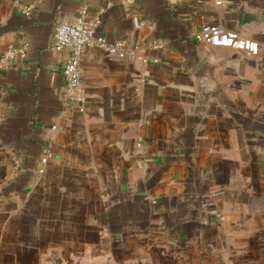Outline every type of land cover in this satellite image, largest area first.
<instances>
[{
    "label": "crops",
    "instance_id": "1",
    "mask_svg": "<svg viewBox=\"0 0 264 264\" xmlns=\"http://www.w3.org/2000/svg\"><path fill=\"white\" fill-rule=\"evenodd\" d=\"M19 2L0 0V264H264V0ZM82 8L127 55L85 47L81 109L54 29Z\"/></svg>",
    "mask_w": 264,
    "mask_h": 264
},
{
    "label": "built area",
    "instance_id": "2",
    "mask_svg": "<svg viewBox=\"0 0 264 264\" xmlns=\"http://www.w3.org/2000/svg\"><path fill=\"white\" fill-rule=\"evenodd\" d=\"M126 2L132 3L133 0H126ZM216 3L220 4V1ZM14 5L25 14H29L32 9V6H25L19 0H14ZM98 22V17H90L88 10L82 8L74 21L59 22L54 29V48L56 50L68 49L70 52L63 66L68 95L79 104L81 109L85 101L82 67L85 47L99 46L111 54L122 57L127 55L124 43H111L104 36L96 35ZM144 24L142 22L140 26ZM200 38L214 45H228L244 49L250 54H256L259 48L257 42L241 38L236 32L226 29L221 23L204 24L201 28ZM14 160L19 165L18 157H15Z\"/></svg>",
    "mask_w": 264,
    "mask_h": 264
},
{
    "label": "water",
    "instance_id": "3",
    "mask_svg": "<svg viewBox=\"0 0 264 264\" xmlns=\"http://www.w3.org/2000/svg\"><path fill=\"white\" fill-rule=\"evenodd\" d=\"M261 19V15L255 12L247 11L244 15V24L249 25Z\"/></svg>",
    "mask_w": 264,
    "mask_h": 264
}]
</instances>
